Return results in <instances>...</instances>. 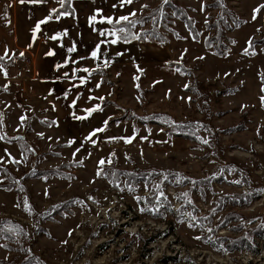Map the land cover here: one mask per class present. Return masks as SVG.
<instances>
[{
    "label": "rangeland",
    "instance_id": "rangeland-1",
    "mask_svg": "<svg viewBox=\"0 0 264 264\" xmlns=\"http://www.w3.org/2000/svg\"><path fill=\"white\" fill-rule=\"evenodd\" d=\"M213 1L72 0L79 14L56 19L58 0H0L10 27V43L0 37L10 47L0 51V182L13 186L0 187V218L19 225V242L0 229V264L29 253L38 264H264V0ZM121 16L135 26H116ZM114 28L139 37L112 44ZM97 44L116 60L92 58ZM76 60L103 84L89 104L98 110L84 116L86 137L104 128L95 144L64 129L39 85L40 68L70 75ZM152 112L163 123L136 119ZM176 122L194 124L197 138ZM124 170L158 175L132 182Z\"/></svg>",
    "mask_w": 264,
    "mask_h": 264
},
{
    "label": "crops",
    "instance_id": "crops-1",
    "mask_svg": "<svg viewBox=\"0 0 264 264\" xmlns=\"http://www.w3.org/2000/svg\"><path fill=\"white\" fill-rule=\"evenodd\" d=\"M8 1V0H7ZM4 2L0 3V37L6 38L7 42L10 43V27L6 21L7 12H4L3 8ZM75 14L76 16L79 14L78 9ZM93 12V9L91 10ZM72 15V14H69ZM98 21H94V23ZM102 23V22H101ZM99 28H103L102 24H99ZM96 29L95 31L99 30ZM100 34L101 32H97ZM100 36V35H99ZM16 35L13 34V46H19L20 39ZM105 39V35L102 36ZM99 37V38H101ZM9 43L2 44L0 40V51H10ZM99 56L103 58H108V63H110L109 58L116 60V58L112 57L110 52L106 53L102 48H100ZM90 62V61H87ZM87 62H78L77 60L74 64V72L70 73V75L65 76V73L54 74L49 71L44 72L43 68L39 69L38 80L40 81V87L43 88V92L46 96H48V100L54 108V114L57 116L58 120L61 121L62 126L68 132H70L77 140H81L82 144L86 139V134L84 135V131L86 130L85 119H75V116L84 117L87 113L85 110L91 108L90 103H94L96 99V90L103 87V84H99L97 81H93L92 78L86 76V73L83 71L85 69L84 66H87ZM93 62L91 65H93ZM80 64V65H79ZM90 66V65H89ZM59 71H65L61 69ZM80 78L85 79L84 84H80ZM74 85H76L74 87ZM99 85V87L97 86ZM69 89L70 94H63V91ZM18 94V92H16ZM79 93V94H78ZM75 94V96H73ZM90 95L91 99H90ZM73 100L76 101V104L73 106ZM29 105V104H28ZM84 132V133H83ZM92 145V144H91Z\"/></svg>",
    "mask_w": 264,
    "mask_h": 264
},
{
    "label": "trees",
    "instance_id": "trees-1",
    "mask_svg": "<svg viewBox=\"0 0 264 264\" xmlns=\"http://www.w3.org/2000/svg\"><path fill=\"white\" fill-rule=\"evenodd\" d=\"M71 3H72V0H65V4H64L63 8H61V6L56 8L58 10V12L56 14L58 15L59 12H61V11L64 12L67 9H69V11H70L68 13L74 14L75 10L70 5ZM217 3H218V0H215V1L211 2L208 5L216 7ZM116 26H120V24H117ZM216 26H217V23L213 20L211 22V27L213 28L214 32H215V27ZM118 36L121 37V39H120L121 41H123V40L129 41V40H132V39H137V37H139V36H136L135 34H132V33H129V35L125 36V35H123L120 32H118ZM263 37H264V32H263ZM212 39L215 42H216V40H217V42H221V39H216V35H213ZM256 41H260V40H256ZM222 46H223V44L221 43V47ZM219 53H221V55L225 54V52L221 51V50H220ZM196 88H197V90L203 89V87H199V84H196ZM190 90L195 91V88L192 87V88H190ZM165 117H166V115L161 116L158 112H152V113H149V114L136 116V119L137 120H142V122H144V123L147 120H151L152 122H155V123H163L161 118H165ZM173 126L175 128V132H178V133H180L182 135L181 137H189L191 139H196L197 136H198L197 135V131H196V126L194 124H192V123L181 124L179 122H176V123L173 124ZM168 129H170L169 132L171 133L172 132L171 128H168ZM116 159L117 158L115 156L112 157L111 165H113L115 163ZM0 172L4 173V170L0 169ZM120 172L122 173V175H125L129 181H132V182L137 181L140 177H145V178L147 177V179H150V178L158 175V174H156L153 171H139V170L130 171V170H124V171H120ZM0 187H5V188L10 190V188H12L13 186H10V183H2V182H0ZM15 189L18 190V186H15ZM253 195H254L253 193L240 195L239 199H234L233 202H237L238 203L239 200L241 202L245 201V200H252L253 199V197H252ZM248 198H250V199H248ZM74 201L75 200L73 199L69 203H63L58 208H56V210L59 211V213H62L64 209L70 208V205L72 203H74ZM13 226H15V229H12ZM16 227H19V225L15 222V220L12 221V220H10V218H0V229H3L6 232H8V234L5 235V238L10 239L14 235H16L18 233V229ZM261 230L263 231L264 229L262 228ZM259 231H260V227H257L256 228V232L259 233L258 235L260 237V241L258 240L257 245H258V247L260 245L261 249L264 250V235H263L262 232H259ZM12 239L14 241L19 242L17 237H13ZM235 242L236 241H234V243ZM247 242H244V244L246 243V246L248 247L249 250H251L254 254L260 253V248H256V249L254 247L249 248V245H248ZM234 246H236V245H233L232 247H234ZM236 247L242 248L243 245L242 246H236ZM36 261H38V260L34 258V255L32 253H29L28 254V259L24 260L23 264H38ZM20 264H22V262H20Z\"/></svg>",
    "mask_w": 264,
    "mask_h": 264
},
{
    "label": "snow or ice",
    "instance_id": "snow-or-ice-1",
    "mask_svg": "<svg viewBox=\"0 0 264 264\" xmlns=\"http://www.w3.org/2000/svg\"><path fill=\"white\" fill-rule=\"evenodd\" d=\"M20 2H21V3H24L25 0H20ZM31 2H33V3H39V2H41V0H31ZM58 2L60 3L61 8H63V7H64V4H65V0H58ZM123 2H124V3H128V4H131V3L133 2V0H123ZM165 2L167 3V0H165ZM257 11H259V9H255V10H254V12H257ZM51 12H52L53 14H56V13L58 12V10H57V9H52ZM69 14H70V13H68V12H63V11H61V12L58 13V15H56V19H59L61 16H65V15H69ZM131 15L134 16V15H135V12L131 13ZM255 18H256V17H255V15H254V16H253V19H255ZM51 19H52V15H49L48 17H46L45 20L39 21V22L37 23L36 27L33 29V33H34L33 38H35V32L39 30L40 25L43 24V23H46L48 20H51ZM104 19H105V20L107 21V23H109V24H112V23H113V18H112V17H105ZM95 20H96V17H95V16L90 17V18H89V22H90V24L93 23ZM122 21H128L130 24H132L133 26H135V22H134V21H130V20H129V16H121V17H119L118 19L115 20V23H116V24H120ZM117 32H121V33H123V32H125V29H124V28H120V29H115V28H114V29L112 30L111 33H107V35H112V36L116 37L115 39H112V40L110 41L112 44L117 43V41H118L119 39H121V37L117 36ZM62 35H67V32L65 31L64 33H57L56 35L52 36L51 39H53V40H57V39H59ZM100 35L104 36V35H106V33L101 32ZM137 38H138V37H137ZM100 43H105V41H101ZM99 50H100V44H97V45H96V49L91 53V57H92V58H96V59H98V58H99V55H98ZM68 51H69V52H73V51H75V47H73V48H69ZM245 51H247V50H245ZM52 54H53L52 52H49V53H48V55H52ZM5 55H7V53H5ZM21 55H23V54L21 53ZM118 55H120V54L118 53ZM2 59H3V57H0V60H2ZM67 62H68V61H65V63H67ZM104 63H105V66H107L108 61L105 60ZM58 67H60V66L58 65ZM83 71H84V72H89V69L85 68V69H83ZM65 76H68V73H65ZM136 79H139V77H136ZM84 83H85V79H84V78H80V84H84ZM75 86H76V85H74V87H75ZM97 86L99 87V85H97ZM65 95L67 96V93H65ZM90 99H91V97H90ZM101 99H102V98H101ZM261 99L264 100V97H262ZM72 104H73V106H74V105L76 104V101L73 100ZM98 108H99V106H96V107H94V108L86 109L85 111L88 113V115H91L92 112L97 111ZM74 118H75V119H86L87 117H78V116H75V115H74ZM22 119H23V118H22ZM105 125H107V121H105ZM102 131H104V128H97V129H95L92 133H90V135H89L88 137H86V139L90 140L93 144H95L96 141H95V140H92V137L95 136L97 132H102ZM2 138H3V137H0V139H2ZM126 142H129V143H130L131 140L129 139V140H127ZM203 142H204V143H207L206 140L203 141ZM72 143H74V141L70 140V141H69V144L71 145ZM77 151H79V149H77ZM104 163H105V160H103V159L99 161V164H100V165H103ZM108 163H111V160H109ZM97 174L99 175L100 173L98 172ZM143 210H144V209H141V211H143Z\"/></svg>",
    "mask_w": 264,
    "mask_h": 264
},
{
    "label": "built area",
    "instance_id": "built-area-1",
    "mask_svg": "<svg viewBox=\"0 0 264 264\" xmlns=\"http://www.w3.org/2000/svg\"><path fill=\"white\" fill-rule=\"evenodd\" d=\"M29 55H27V56H20V57H18L17 58V62H18V68H20V69H22V70H25L26 68H29L32 64H33V60H31L29 57H28ZM25 86H22L20 89L21 90H19V93H21V94H27V91L25 90V88H24ZM24 101H25V103H27L28 101H29V98L26 96L25 98H24Z\"/></svg>",
    "mask_w": 264,
    "mask_h": 264
}]
</instances>
